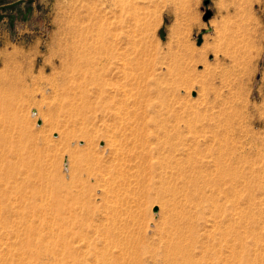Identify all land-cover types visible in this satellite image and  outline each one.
<instances>
[{
  "label": "rangeland",
  "instance_id": "1",
  "mask_svg": "<svg viewBox=\"0 0 264 264\" xmlns=\"http://www.w3.org/2000/svg\"><path fill=\"white\" fill-rule=\"evenodd\" d=\"M116 37L138 103L105 109ZM1 150L0 264H264V0H0Z\"/></svg>",
  "mask_w": 264,
  "mask_h": 264
},
{
  "label": "bare ground",
  "instance_id": "2",
  "mask_svg": "<svg viewBox=\"0 0 264 264\" xmlns=\"http://www.w3.org/2000/svg\"><path fill=\"white\" fill-rule=\"evenodd\" d=\"M118 38L116 37V39L115 40H113L112 42H111V49H112V51H111V55H109L106 59H103V61H101L100 63H97V62H95L96 64H99L100 65V67H98V68H100V70H101V81H100V84H99V86L98 87H94L93 86V88L94 89H96V92L99 94V98H101L102 100H103V102L104 103H102V104H104L105 105V109H110V105H116V104H119V103H121V100H122V97L125 99L126 98V100L127 101H129V104H131V105H135L136 103H138L137 102V100L135 101L134 99V101L132 100V102L130 101V95H128V93L126 92V91H124L123 89H122V86L119 84V78H120V73L122 72L123 74H125V72H124V68H125V65H126V67H127V63H122L121 62V60L118 62V60L119 59H121L120 57H119V54L118 55H116V54H114V53H116L118 50H117V45L118 44H120V43H118L117 44V42H118V40H117ZM118 49H119V46H118ZM94 52V51H93ZM112 52H113V54H112ZM95 53V52H94ZM93 53V54H94ZM106 53V52H105ZM83 54V53H82ZM107 54V53H106ZM77 55V54H76ZM81 55V54H80ZM95 55V54H94ZM88 56V55H87ZM93 56V55H92ZM98 56V55H97ZM106 56V55H105ZM85 57H86V54H85ZM100 58L99 59H101V56H99ZM82 58H83V56H82ZM94 58V57H93ZM92 58V59H93ZM86 59V58H85ZM98 59V60H99ZM75 60V59H74ZM96 60V59H95ZM77 61V60H76ZM90 61H91V57H90ZM75 62V61H74ZM78 62V61H77ZM93 62V61H92ZM84 63V62H83ZM81 64V63H80ZM79 64V65H80ZM91 65H92V63H91ZM128 65H129V63H128ZM76 66H77V64H76ZM83 66V65H82ZM89 66V65H88ZM93 66V65H92ZM91 66V67H92ZM96 66V65H95ZM85 67V66H84ZM76 69V68H75ZM74 69V70H75ZM67 71V70H66ZM93 71V70H92ZM65 72V71H64ZM74 72V71H73ZM76 72H78V70H76ZM88 73V72H87ZM83 73H80V75H82ZM129 74V73H128ZM78 75H79V73H78ZM79 75V76H80ZM85 75V74H84ZM83 75V76H84ZM68 76V75H67ZM87 76V75H86ZM89 76V75H88ZM126 76H127V73H126ZM64 77V76H63ZM128 77V76H127ZM65 78H66V76H65ZM86 78V77H85ZM62 79V78H61ZM64 79V78H63ZM62 79V80H63ZM78 79H79V77H78ZM83 79H84V77H83ZM83 79H81V80H83ZM76 80V79H75ZM80 80V79H79ZM78 80V81H79ZM87 80V79H86ZM86 80H83L84 81V83L86 82L88 85H91V84H93L92 83V80H91V78L90 79H88L87 81ZM99 81V80H98ZM58 82V81H57ZM76 83V82H75ZM80 83V82H79ZM78 83V84H79ZM82 83V82H81ZM83 83V84H84ZM76 86V85H75ZM74 86V87H75ZM121 86V87H120ZM83 87V86H82ZM76 88V87H75ZM80 89V88H79ZM81 90V89H80ZM85 90V89H84ZM126 90V89H125ZM66 92V91H65ZM69 92V91H68ZM81 92V91H80ZM92 94H93V92H92ZM76 95V94H75ZM132 97V96H131ZM72 104V103H71ZM130 105V106H131ZM143 105V104H142ZM76 106V105H75ZM129 106V107H130ZM139 108V107H138ZM131 114V113H130ZM137 114V113H136ZM141 118V117H140ZM119 119H121V118H119ZM135 117H131L130 116V118H129V126H128V128H127V130L128 131H130L131 132V130L133 131V129H135V128H133V123L135 122ZM226 119V118H225ZM136 120H137V118H136ZM143 121V120H142ZM228 121H230V120H228ZM139 123V122H138ZM135 124V123H134ZM136 126V125H135ZM140 126V125H139ZM133 128V129H132ZM138 128V127H137ZM136 128V129H137ZM142 128V127H141ZM139 129V128H138ZM138 129H137V131H138ZM141 130V129H140ZM143 130V129H142ZM139 132V131H138ZM137 132V133H138ZM143 132V131H142ZM136 133V134H137ZM141 133V132H140ZM130 136H131V134H129ZM2 136H4V135H2ZM137 136V135H136ZM139 136V135H138ZM6 137V136H5ZM139 138H141V136L139 137ZM144 138V137H143ZM157 138V137H156ZM168 138V137H167ZM131 139H132V145L130 146V147H132V149H123L122 147L121 148H119L118 150H115V153H116V151H117V153L119 152V151H121L120 153L121 154H123V153H125V154H127V157H126V162H131V161H133L134 162V160L135 161H140V163H143V162H145V161H148L149 160V158H151V159H153V158H155V159H158L159 161H161V162H164V160H167L168 158H174V157H176L175 155L177 154L176 152H178L179 150H176V151H172V152H170V154H169V156H167V152L168 151H166V148L165 147H161V145L163 144H161V145H158L157 143L155 144V145H153L152 146V144L150 145L149 144V140L148 139H145L144 138V140H141L140 142L138 141L139 139H138V137H137V139L138 140H134V139H136V138H133L132 136H131ZM3 140V139H2ZM1 140V141H2ZM5 141H6V139H4ZM4 141V142H5ZM161 141V140H160ZM6 143V142H5ZM8 143H10V142H7V145H8ZM14 144L12 143V146H13ZM165 145H167V144H165ZM11 146V145H10ZM15 146V145H14ZM18 146V145H17ZM172 146V145H171ZM4 147L5 146H3V148L2 149H4ZM17 147H15V148H13L14 149V151H15V149H16ZM12 149V148H11ZM12 149V150H13ZM21 149V148H20ZM6 150H8L7 149V147H6V149H5V151ZM183 151H184V149H182ZM18 151V150H17ZM21 151V150H20ZM20 151H19V153L16 155V157L17 158H20L21 159V157H22V155L21 154H23L24 153V150L22 149V151H21V153H20ZM183 151H181V153L183 152ZM7 152V151H6ZM5 152V153H6ZM190 152L191 151H189V154H190ZM4 152L1 150L0 151V167H2V168H4L5 169V171H9L10 169H13L14 167V165H15V161H12V157L14 158L15 157V154H16V152H15V154H13L12 153V155H10V156H12L11 158H8L7 156H6V154H3ZM11 152H8L7 154H10ZM167 153V154H166ZM20 155V156H19ZM178 155H180V153L178 152ZM181 156V155H180ZM15 157V158H16ZM167 158V159H166ZM178 158V157H177ZM177 160V159H176ZM132 162V163H133ZM139 163V162H138ZM180 166V165H179ZM197 167V166H196ZM104 168H106L105 166H104ZM170 168V167H169ZM119 169H120V167H119ZM118 169V170H119ZM101 170V169H100ZM126 171V170H125ZM7 174V173H6ZM183 174V173H182ZM205 174V173H204ZM208 174V173H207ZM8 175V174H7ZM1 176V175H0ZM187 177H188V175H186ZM191 178V177H190ZM42 179V178H41ZM40 179V180H41ZM198 180H199V178H198ZM211 181V180H210ZM197 182V181H196ZM201 183V182H200ZM212 183V182H211ZM202 186V185H201ZM43 191V190H42ZM38 193V192H37ZM39 194V193H38ZM41 194H43V193H41ZM41 194L40 195H38L39 197L41 196ZM203 195V194H202ZM38 197V198H39ZM37 198V197H36ZM206 198V197H205ZM38 201H39V199H38ZM27 205H29V204H27ZM33 205V204H32ZM195 205V204H194ZM198 205H200V204H198ZM42 206V205H41ZM201 206V205H200ZM37 206L35 205V208H36ZM33 209H34V207H32ZM39 210V209H38ZM29 211H30V209H29ZM32 211V210H31ZM30 211V212H31ZM34 211H36L37 212V210H34ZM196 214V213H195ZM35 215V214H34ZM37 215H38V212H37ZM192 215V214H191ZM193 218V217H192ZM26 222V221H25ZM26 226H27V224H25ZM29 226V225H28ZM27 226V227H28ZM178 227V226H177ZM182 228V227H181ZM178 229H180V228H178ZM188 231V230H187ZM190 231V230H189ZM178 233V232H177ZM176 234V233H175ZM182 234H181V232H179L178 233V240L179 239H181L182 237ZM183 239V238H182ZM195 240V239H194ZM188 242V241H187ZM176 243H178V244H176V245H173V246H171L170 248H167L168 249V252H166V254L163 256V257H165L166 256V258L164 259L165 261H166V263H168V264H206V262H204V261H206L205 259L203 260V257H197V256H195V254L192 252V245H188V244H184V243H182V242H176ZM168 246V245H167ZM165 248V249H166ZM164 250V249H163ZM203 250V249H202ZM167 251V250H166ZM203 254V253H202ZM220 258V257H219ZM262 259V258H261ZM253 260V259H252ZM164 261V262H165ZM221 262V261H220ZM253 262H254V264H255V261H252L250 264H253ZM214 263V262H213ZM224 263V262H223ZM211 264V263H210Z\"/></svg>",
  "mask_w": 264,
  "mask_h": 264
},
{
  "label": "water",
  "instance_id": "3",
  "mask_svg": "<svg viewBox=\"0 0 264 264\" xmlns=\"http://www.w3.org/2000/svg\"><path fill=\"white\" fill-rule=\"evenodd\" d=\"M205 2H206V1H205ZM210 15H211V12H210L209 10H206V11L204 12L203 16H202V20L206 21V20L209 18ZM208 30H209V27H207L206 29H202V30H200V32L197 34V37H196V44H199L200 39H201V34H202L203 32L208 31Z\"/></svg>",
  "mask_w": 264,
  "mask_h": 264
}]
</instances>
